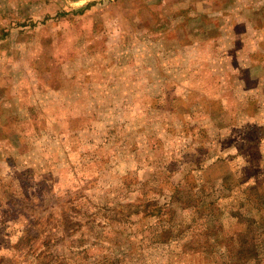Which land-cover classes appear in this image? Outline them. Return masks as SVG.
I'll return each instance as SVG.
<instances>
[{
  "label": "rangeland",
  "instance_id": "374dc122",
  "mask_svg": "<svg viewBox=\"0 0 264 264\" xmlns=\"http://www.w3.org/2000/svg\"><path fill=\"white\" fill-rule=\"evenodd\" d=\"M254 185L264 0H0V264H264Z\"/></svg>",
  "mask_w": 264,
  "mask_h": 264
},
{
  "label": "trees",
  "instance_id": "16d2710c",
  "mask_svg": "<svg viewBox=\"0 0 264 264\" xmlns=\"http://www.w3.org/2000/svg\"><path fill=\"white\" fill-rule=\"evenodd\" d=\"M246 201L247 203H251V202H255L257 204H259L260 208H262V212H263V204H264V193L260 190L259 187L257 186H251L249 188H247L246 190ZM197 198V197H196ZM198 203H196V205L191 206V205H184L185 209H191L194 212H196V210H199L200 208H203V206H199L201 203H203V199L201 197L198 198ZM187 202H190V200L188 199ZM213 203H210L209 207H212ZM258 206V205H256ZM208 207V206H207ZM205 207V209H207L209 211V207L207 208ZM212 210V209H211ZM210 210V211H211ZM264 233V232H263ZM163 236H167L168 233L167 231L163 232ZM250 235L252 237V243L248 242L247 244L249 245H253L254 249H244L242 247H239L238 249H232L231 253H227V259L229 262H235V264H240L241 262H243L244 257H248L251 258L250 255H256V257L259 255V252L262 251L261 247L257 246L253 240L255 239L256 232L253 231L250 232ZM253 235V236H252ZM241 240V239H240ZM249 246H246V248H248Z\"/></svg>",
  "mask_w": 264,
  "mask_h": 264
}]
</instances>
